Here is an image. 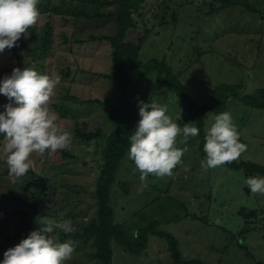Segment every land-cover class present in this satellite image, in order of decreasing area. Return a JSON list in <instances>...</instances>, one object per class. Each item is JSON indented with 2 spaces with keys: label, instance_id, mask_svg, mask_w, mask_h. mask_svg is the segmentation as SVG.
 <instances>
[{
  "label": "rangeland",
  "instance_id": "374dc122",
  "mask_svg": "<svg viewBox=\"0 0 264 264\" xmlns=\"http://www.w3.org/2000/svg\"><path fill=\"white\" fill-rule=\"evenodd\" d=\"M221 1L146 0L141 16L136 17L138 29L130 30L126 37L141 48L137 64L126 66L129 84L123 93L103 77L111 71L113 51L108 42L99 38L116 34L113 20L89 22L68 15L40 14L32 26L39 31L50 22L54 29V44L45 60L32 62L26 58L18 65L12 51L5 48L0 52V79L10 75L13 68L27 67L60 77L49 108L57 116L56 123L70 133L71 142L55 152L30 155L29 170L44 176L48 184V198L40 204L35 230L40 224L68 220L78 231L97 219L95 189L101 152L117 129L109 115L122 95L133 116V132L139 119L138 101L163 104L166 115L180 125L192 122L169 83L159 80L156 73L140 77L138 65L164 60L199 104H208L215 87L221 84L242 85L244 95L264 90V0H233L229 7ZM72 5L75 4L68 0L65 7ZM112 9L115 7L103 11ZM22 36L27 39L29 32ZM92 37L97 40H90ZM90 100L101 104L87 102ZM7 103L10 101L0 95V106ZM226 112L246 145L236 161L263 165L264 110L232 99ZM214 117L207 116L205 128ZM77 126L87 134L99 130L100 137L83 142L75 134ZM198 137L184 141L188 151L182 154L171 175L149 174L143 183L126 152L110 191L114 222L124 226L132 241L138 231L158 222L159 231L178 240L186 260L264 264V195H251L244 183L247 177L260 176H248L222 165L201 168ZM176 139L175 146L183 148L182 138ZM4 161L1 147L0 260L8 248L14 247L10 237L19 222L15 213L18 206L6 197L29 194L27 185L32 180L24 175L9 177ZM242 210L244 214L240 215ZM55 235L62 242L61 231L55 230ZM112 249L113 264H173L167 242L156 236H149L148 247L140 256L129 254L114 242ZM94 252L91 243L81 245L65 264H101Z\"/></svg>",
  "mask_w": 264,
  "mask_h": 264
},
{
  "label": "clouds",
  "instance_id": "9594fccd",
  "mask_svg": "<svg viewBox=\"0 0 264 264\" xmlns=\"http://www.w3.org/2000/svg\"><path fill=\"white\" fill-rule=\"evenodd\" d=\"M38 0H0V52L11 49L35 24L40 16ZM60 83L58 75L50 77L31 68H13L10 75L0 79V95L10 103L0 111V147L5 154L8 176L22 177L31 166L32 153H51L67 147L70 133L56 123L57 116L50 110V98ZM139 119L129 137L127 157L140 172L141 183L149 174L164 177L181 162L188 151L184 143L198 135L193 122L183 125L173 122L166 115L163 104L138 101ZM180 136L183 148L176 147ZM246 149L232 122L230 113L221 112L204 132L203 169L215 168L236 160ZM245 185L251 195H264V177H247ZM14 247L3 253L0 264H65L74 251L73 241L58 242L55 230L70 234L74 231L71 221L40 224Z\"/></svg>",
  "mask_w": 264,
  "mask_h": 264
},
{
  "label": "trees",
  "instance_id": "16d2710c",
  "mask_svg": "<svg viewBox=\"0 0 264 264\" xmlns=\"http://www.w3.org/2000/svg\"><path fill=\"white\" fill-rule=\"evenodd\" d=\"M55 1L38 0L37 8L40 14L68 15L89 22L95 20H113L115 22L117 26L116 34L99 38V40L108 42L113 51L111 71L103 77L112 82L123 93L129 84L126 66L137 64L141 48L140 45L128 42L126 37L130 30L138 29L136 17L141 16L146 0H70L75 5L67 8L65 6L68 0H57L60 1L59 4L54 3ZM232 1L222 0L221 3L224 4V7H229L233 4ZM109 7H115V9L103 11V8L107 9ZM27 31L29 32L27 39H24L21 35L14 47L7 48L12 51L18 65L23 64L26 58H30L32 62L45 60L54 44V29L50 22H47L39 31L33 26L29 27ZM90 40L95 41L97 39L92 37ZM77 42L81 43L80 41ZM137 68L140 77L156 73L159 80H166L174 90L177 98L183 102L191 121L198 128V138L201 141L199 152L202 159L205 155L203 153L204 129L208 115L214 114L216 116L221 112H225L229 100L232 99L241 101L247 107L264 110L263 89L257 90L254 95H244L242 85L221 84L215 87L208 104H199L192 98L188 89L164 60H152L144 65H138ZM87 102L101 104L99 100ZM109 118L117 126V129L108 137L106 146L101 152L102 165L95 189L97 219L83 229L73 231L70 234H64L61 231L62 242L66 239L73 241V254L78 252L81 245L91 243L95 248L93 256L98 262L113 264V242L129 254L140 256L148 247L149 236H156L167 242L173 264H205L195 259L186 260L180 251L178 240L169 233L159 231L158 222L138 231L133 241L128 238L124 226L114 222V211L110 204V191L128 150L129 137L133 132V116L127 106L125 96L122 95ZM75 134L87 143L99 138L101 133L98 130L96 133L87 134L77 126ZM222 166L235 172H244L248 176L264 177V164L259 165L249 161L234 160ZM24 176L32 177L27 185L30 193L11 194L6 197L18 206L15 213L19 217V222L12 228L13 235L10 237L13 246L25 238L30 231L35 230L40 214V204L48 198V184L44 176L32 170H28ZM243 214L244 211H240V215ZM250 216L256 217L255 213H251ZM239 246L246 250L244 246Z\"/></svg>",
  "mask_w": 264,
  "mask_h": 264
},
{
  "label": "water",
  "instance_id": "95a60500",
  "mask_svg": "<svg viewBox=\"0 0 264 264\" xmlns=\"http://www.w3.org/2000/svg\"><path fill=\"white\" fill-rule=\"evenodd\" d=\"M162 95H163L164 97H166V96H167V93L164 92V93H162ZM248 192H249V191H248Z\"/></svg>",
  "mask_w": 264,
  "mask_h": 264
}]
</instances>
